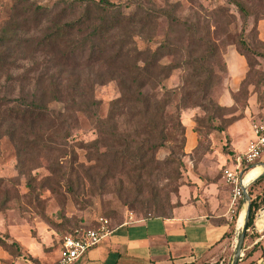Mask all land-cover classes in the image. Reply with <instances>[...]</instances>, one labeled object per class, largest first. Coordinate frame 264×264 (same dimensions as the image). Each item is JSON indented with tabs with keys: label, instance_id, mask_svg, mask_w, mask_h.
<instances>
[{
	"label": "trees",
	"instance_id": "obj_1",
	"mask_svg": "<svg viewBox=\"0 0 264 264\" xmlns=\"http://www.w3.org/2000/svg\"><path fill=\"white\" fill-rule=\"evenodd\" d=\"M25 1L18 0L16 6L23 22L38 26L47 18L49 26L43 35L20 37L14 49L30 48L34 54L48 56V62L37 75H30L37 71L35 61L21 73H8L3 87L15 81L19 85L15 96H9L13 87L7 95L0 94V128L4 127L5 134L15 142L20 158L25 150L36 152L48 145L36 133L41 122L65 124L70 109L92 119L93 139L78 140L76 145L85 151V161L78 162L77 167L70 162L62 173L68 191L74 195L87 183H98L101 187L117 183V192L130 188L136 195L146 186L151 189L149 207L157 213L164 211L166 206L155 191L157 185L151 182L166 179L167 168L183 164L186 127L181 113L199 107L209 110L214 117L231 107L212 98L219 81L214 66L228 73L221 58V47L227 42L235 46L249 67L237 91H230L233 104L238 103V95L247 97V84L252 83L258 107L264 106V75L257 82L246 83L253 64L243 48L247 45L242 33L232 30L236 24L233 9L243 19L250 13L242 0H224L225 4L210 0L218 3L212 10L199 5L196 11L186 12L182 2L169 0H163L162 4L152 0H55L52 6ZM216 25L219 42L212 36V26ZM14 29H19V22ZM9 31L8 23L0 27V72L19 68L15 62L8 61ZM81 66L95 68L96 85L112 82L117 88L118 95L109 101L104 116L99 113L100 101L87 94L80 77H74ZM176 70L180 71L179 83L168 86L166 81ZM49 102L60 103L61 107L55 111ZM244 104L246 108L247 100ZM245 108L239 115L223 119L226 129L244 117ZM18 125L28 129L24 133L26 137L15 138ZM214 126L221 129L220 125ZM68 128L59 135L65 141L71 138ZM194 131L198 132L196 128ZM226 138H231L228 132ZM161 150H166L164 156H160ZM60 152L75 159L78 155L75 149L70 153L65 149ZM262 180L264 175L249 186L251 206L245 237L264 205V191L254 196L251 192L252 186ZM8 200L4 193L0 211ZM164 201L169 204L168 198ZM0 246L10 256L23 255L19 245L5 237L0 236ZM255 248L256 244L244 251L241 264L254 262L246 259Z\"/></svg>",
	"mask_w": 264,
	"mask_h": 264
},
{
	"label": "rangeland",
	"instance_id": "obj_2",
	"mask_svg": "<svg viewBox=\"0 0 264 264\" xmlns=\"http://www.w3.org/2000/svg\"><path fill=\"white\" fill-rule=\"evenodd\" d=\"M152 1L156 4L163 3V0ZM169 1L182 2L185 12L190 9L196 11L199 5L210 11L218 4L217 2H210V0ZM242 1L249 7L250 13L248 17L243 19L233 9L232 11L236 14V24L232 30L237 34L242 33V38L247 45V48H243L250 56L253 64L246 83L257 82L259 77L264 75V0ZM25 2L48 6L55 4V0H26ZM219 3L225 4V1L220 0ZM18 4V0H0V27L8 23L10 28L8 35L11 41L8 42V47H10L11 56L8 57V61L19 65L18 69L0 72V94L6 93L7 95L13 87V92L9 96L16 95L19 84L18 81H15L7 88L3 87L8 73H21L33 66V61H35L37 62V71L30 75H37L48 62V56L39 52L34 54L30 48L14 49V45L20 37L43 35L49 26L47 18L38 26L24 23L23 17L16 10ZM17 22H19L18 30L14 29ZM212 36L219 42L221 37L217 25L212 26ZM233 47L235 48L229 42L221 47V58L224 61L226 50ZM219 65L222 67V63ZM235 67L234 64L229 63L231 71L236 72ZM214 69L219 74V81L213 89L212 98L217 101L222 92L226 91L227 75L224 70L217 66H214ZM247 71H249L248 66ZM179 72L176 70L172 73L166 81L168 86H175L179 83ZM235 74L238 75L239 73ZM94 75V67L81 66L75 71L74 77H80L87 94H91L93 98L100 101L99 113L104 116L107 113L109 101L118 95V91L112 82L96 85ZM247 85L249 91L247 99L238 95V103H232L229 105L231 106L229 110H225L214 117L209 110L203 111L199 107L185 109L181 113V120L185 127L191 126L193 131L196 128L198 132L194 131V146L188 150L184 146L186 155L183 157V164L181 166L174 164L167 168L165 171L166 179L151 182L157 185L155 191L159 192L158 197L166 206L164 211L158 213L149 207L152 196L150 194L151 189L146 186L141 189L139 195L131 192L130 188L125 189L122 193L117 192V183H109L102 187L98 183L94 185L87 183L75 195L68 191L62 173L70 162H73L74 166L77 167L78 162L85 161L86 156L84 150L76 148L77 141L89 142L94 137L93 120L80 112L74 109L68 110L65 116L66 125L60 121L50 122L46 120L38 124V129H36L38 132L36 133L41 136L42 142L48 144L46 146L51 147L52 150H48L46 146L36 152L25 150L20 154V158L17 157L15 142L5 134V128L1 127L0 199L5 193L9 200L0 211V236L5 237L9 242L15 241L23 254L22 256H10L6 264H56L63 236L74 229L94 226L95 220L99 216L107 217L110 221V227L123 222H132L149 215L168 216L173 208L180 204L183 193H185L182 192V189L192 191L196 188L197 194L201 195L203 188L211 183L222 181L220 182L221 185H223L222 183L228 184L224 177V171L233 168L236 156L245 147L235 148L232 138L230 140L226 138L228 131L223 119L239 115L245 108L244 103L247 100L245 111L248 110L247 113H251L249 120L252 126L264 124V106L262 109L258 107L254 84ZM48 105L55 111L61 107V104L57 102H49ZM251 105L255 106L253 112L250 110ZM214 125H220L221 129H216ZM66 128L71 134V138L67 141L59 136L65 133ZM27 132L26 127L22 129V126L18 125L16 126L15 138L26 137L24 133ZM60 149H65L66 153L75 149L78 155L76 159L69 154L62 156ZM165 154L166 150L160 151V156ZM252 183L247 186L248 192ZM228 185L230 186L227 187L230 193L229 209L231 185ZM251 192L254 196L255 185L252 186ZM166 198H168L169 204L164 201ZM242 208L241 198L233 206L232 211L230 210L231 221L234 226ZM236 231L240 232V229L238 228ZM231 259L232 256L230 261Z\"/></svg>",
	"mask_w": 264,
	"mask_h": 264
},
{
	"label": "crops",
	"instance_id": "obj_3",
	"mask_svg": "<svg viewBox=\"0 0 264 264\" xmlns=\"http://www.w3.org/2000/svg\"><path fill=\"white\" fill-rule=\"evenodd\" d=\"M224 58L228 70L226 91L222 92L217 101L229 106L233 103L230 91L237 89L245 75L247 64L234 47L226 50ZM229 63L236 66V72L230 70ZM254 107L251 105L252 112ZM247 112L248 110L244 112L243 118L227 128L235 148L245 147L254 137L249 120L251 113ZM185 134V148L188 150L195 144V133L191 126H186ZM263 160L264 157L255 165L264 162ZM220 182L222 181L205 186L201 195L197 194L196 188L192 191L182 189L185 193L180 204L168 216L142 217L111 227L108 236L72 264H229L239 231H236L238 227L232 223L228 209L229 185H221ZM263 191L264 180L255 184V194ZM261 211L263 219L259 220ZM255 244V250L246 261L264 264V205L259 208L255 225L244 238L242 252ZM9 258V253L0 246V264L2 260L8 261ZM241 263L243 262L239 260L237 264Z\"/></svg>",
	"mask_w": 264,
	"mask_h": 264
},
{
	"label": "built area",
	"instance_id": "obj_4",
	"mask_svg": "<svg viewBox=\"0 0 264 264\" xmlns=\"http://www.w3.org/2000/svg\"><path fill=\"white\" fill-rule=\"evenodd\" d=\"M254 137L246 144L235 158L232 169H225L224 177L231 185V201L229 210L242 198L240 186L246 172L253 167L264 155V125L253 127ZM111 232L110 221L107 217L99 216L95 225L89 228L74 229L63 236L56 264H72L88 249L96 246ZM243 255V254H242ZM242 258V256H241Z\"/></svg>",
	"mask_w": 264,
	"mask_h": 264
},
{
	"label": "water",
	"instance_id": "obj_5",
	"mask_svg": "<svg viewBox=\"0 0 264 264\" xmlns=\"http://www.w3.org/2000/svg\"><path fill=\"white\" fill-rule=\"evenodd\" d=\"M259 165L262 168V172L260 173V176L264 175V162H260ZM240 186L243 191L242 195V205L244 208V219H243V224L241 226L240 232L238 234L236 246L232 255V259L229 264H237L239 260H241V256L243 254V243H244V237H245V232H246V227H247V222L249 219V213H250V206H251V198L247 190V186L242 185V182L240 183ZM263 211H261V214L259 215L260 218L259 220L263 219Z\"/></svg>",
	"mask_w": 264,
	"mask_h": 264
},
{
	"label": "bare ground",
	"instance_id": "obj_6",
	"mask_svg": "<svg viewBox=\"0 0 264 264\" xmlns=\"http://www.w3.org/2000/svg\"><path fill=\"white\" fill-rule=\"evenodd\" d=\"M261 172H262V168L259 164H257V166L254 165L253 167H251L244 175L242 179V185L247 186L250 183H252V181H254L260 175ZM243 219H244V208L240 210L236 219V225L239 229H241V226L243 224Z\"/></svg>",
	"mask_w": 264,
	"mask_h": 264
}]
</instances>
